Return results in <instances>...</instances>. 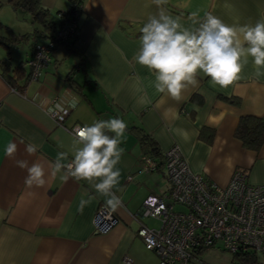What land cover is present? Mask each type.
<instances>
[{
	"label": "crops",
	"instance_id": "1",
	"mask_svg": "<svg viewBox=\"0 0 264 264\" xmlns=\"http://www.w3.org/2000/svg\"><path fill=\"white\" fill-rule=\"evenodd\" d=\"M10 1L0 0V24L4 26L0 30L10 35L0 40L6 49L0 61L8 59L9 65L12 49L24 45L21 59L27 61L32 57L33 42H44L29 38L14 43L12 36L29 34L35 25L24 11L14 10ZM71 1L41 3L57 23L59 13L67 11ZM161 8L188 28L198 27L194 21H202L207 13L229 25L264 20V0H166L159 6L153 0H83L77 21L79 54L56 46L47 67L19 92L0 76V264H125L124 260L157 264L156 254L145 249L136 235V217L149 227L145 222L149 219L140 218L143 200L149 194L166 192L169 183L163 166L150 173L141 171L142 135L153 139L162 155L177 146L189 169L216 186H226L235 171L243 172L249 184L264 185V143L253 151L234 136L240 117L264 119V75L256 76L249 58L240 79L227 88L212 84L200 73L197 83L189 85L179 101L157 92L154 74L136 63L134 55L140 29ZM193 12L198 15L191 17ZM65 54L72 55L69 65L63 63ZM81 58L83 68H76ZM71 71L76 89L64 80ZM73 96L78 103L75 107L64 104L69 113L63 127L57 126L49 112ZM209 115L218 121L210 123ZM110 118L127 124L117 165L120 182L112 190L120 199L116 210L89 182L71 176L65 180L66 168L53 175L50 167L60 152L68 153L62 163L73 159L74 136L66 129ZM10 141L17 144L14 158L5 155ZM29 143L37 146L33 155L25 150ZM17 160H26L29 166L42 163L45 184L26 186L27 170L18 167ZM81 199L90 201L82 211L78 210ZM101 206L113 211L117 224L108 233L97 235L92 219Z\"/></svg>",
	"mask_w": 264,
	"mask_h": 264
},
{
	"label": "clouds",
	"instance_id": "2",
	"mask_svg": "<svg viewBox=\"0 0 264 264\" xmlns=\"http://www.w3.org/2000/svg\"><path fill=\"white\" fill-rule=\"evenodd\" d=\"M156 5L166 0H153ZM198 13L193 12L191 17ZM198 27H184L179 17L165 13L161 8L156 15L149 16L140 29L139 48L134 60L146 67L155 76L154 87L157 92L179 101L182 92L197 83L198 74L209 77L212 84L227 88L240 79V74L248 59L256 68V76L264 75V20L254 25H229L219 17L207 13L202 21H194ZM65 103L75 107L78 98L61 100L55 110L66 111ZM218 117L209 115L208 121L214 123ZM127 130V124L120 118L98 120L92 125L75 129L73 138V159L64 164L68 153L57 154L51 164L52 174L67 169L69 176L85 180L95 191L107 197L106 203L116 210L120 199L112 191L120 182L119 164L124 149L120 147ZM112 133L113 135H109ZM26 152L33 155L37 146L29 143ZM17 144L10 141L5 147V155L14 158ZM18 167L27 170L25 185L28 187L45 184V169L42 163L29 166L26 160H17ZM90 201L81 199L78 210L82 211Z\"/></svg>",
	"mask_w": 264,
	"mask_h": 264
},
{
	"label": "built area",
	"instance_id": "3",
	"mask_svg": "<svg viewBox=\"0 0 264 264\" xmlns=\"http://www.w3.org/2000/svg\"><path fill=\"white\" fill-rule=\"evenodd\" d=\"M75 22H64L54 34L56 40L66 42L77 36ZM51 46L38 44L28 62L31 80L50 62ZM66 111L52 110L49 117L63 127ZM73 126L67 130L74 136ZM141 171L154 172L157 163L144 155L140 157ZM163 169L169 189L160 194H149L142 203L141 219L159 222L157 229L139 224L136 235L145 249L158 258L157 264L199 263L196 255L201 250L215 248L231 255L252 251L264 255V185H252L246 175L235 171L224 187L216 186L202 175L193 173L177 146L163 153ZM128 180H131L129 177ZM181 210H175V207ZM117 224L113 211L101 206L92 219L93 232L108 233ZM125 264H130L124 260Z\"/></svg>",
	"mask_w": 264,
	"mask_h": 264
},
{
	"label": "trees",
	"instance_id": "4",
	"mask_svg": "<svg viewBox=\"0 0 264 264\" xmlns=\"http://www.w3.org/2000/svg\"><path fill=\"white\" fill-rule=\"evenodd\" d=\"M10 5L14 10L20 9L24 11L28 16L31 24L35 25L32 32L29 34H13L14 36L12 37H14L13 40L15 44L20 43L23 40L26 41L29 38H38V40L40 39L44 42H33V44L31 45L32 55L34 53L35 47L38 44H46L49 47L51 46V52L56 46L63 45L69 52L79 54V50H77L76 46L77 36L71 38L66 42H60L55 39L54 34L65 21L77 23L78 18L82 14L83 0L71 1L68 10L59 13V21L57 23L53 22L49 18V11L42 5L41 0H11ZM0 28H4V26L0 24ZM4 38L5 37H2L0 35V40ZM29 61L30 60L19 62L14 67H10L11 65H9L8 59L0 61V76L9 87L17 92L22 91L23 87L28 82H30L31 69L27 65ZM83 61L84 59L81 58L76 68L82 67ZM64 80L71 88H77L75 87L76 83L73 79L72 71L67 74ZM227 100L233 104H236V100L234 101V99L231 100L228 98ZM202 131H204V129L201 130L200 135L202 134ZM234 136L241 142L244 148L257 151L262 143H264V119L250 116L240 117L238 125L234 131ZM140 142L144 149L142 155L153 159L157 163L156 170H159L160 166H163V155L160 153L157 144L148 135H142ZM205 250H201L198 255L202 254ZM233 258L238 260L237 264H264L259 260L258 254L252 251L235 254L233 255ZM197 259L199 261L198 264H205L203 261H201V258L197 257Z\"/></svg>",
	"mask_w": 264,
	"mask_h": 264
},
{
	"label": "rangeland",
	"instance_id": "5",
	"mask_svg": "<svg viewBox=\"0 0 264 264\" xmlns=\"http://www.w3.org/2000/svg\"><path fill=\"white\" fill-rule=\"evenodd\" d=\"M54 16H52V20H54L53 18ZM30 22V20H28ZM28 23V22H27ZM13 24H16L15 22ZM21 24V23H20ZM24 23H22L23 25ZM25 25V24H24ZM0 35L1 36H5V37H9L10 35H8L5 30H0ZM25 46L21 45L19 47H17L16 49H12V52H14L13 55H11L9 61H10V65L12 67L16 66L19 62L21 61H25L23 59H21L22 56V52L25 50ZM17 51V52H16ZM6 53V49L4 50L1 46H0V58H5L4 54ZM72 55H67L65 54V59H63V63L68 64L70 62V59ZM175 210H181L179 207H175ZM146 220V219H145ZM145 222H148V226L154 229H157L160 224L158 221L153 220V219H149L146 220ZM200 255H196V257H199ZM202 258V260L207 263V264H237L238 260L233 258V255L229 254L226 251H223L222 249H218V246H216L215 248H210L208 250H205V252L203 253V255L200 257ZM258 258L259 260L264 263V255L258 254ZM233 261V262H232Z\"/></svg>",
	"mask_w": 264,
	"mask_h": 264
}]
</instances>
